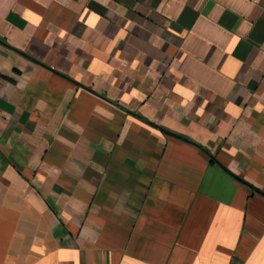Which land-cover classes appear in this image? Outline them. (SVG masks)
<instances>
[{"label":"crops","instance_id":"1","mask_svg":"<svg viewBox=\"0 0 264 264\" xmlns=\"http://www.w3.org/2000/svg\"><path fill=\"white\" fill-rule=\"evenodd\" d=\"M254 189L264 0H0V264H264Z\"/></svg>","mask_w":264,"mask_h":264},{"label":"water","instance_id":"2","mask_svg":"<svg viewBox=\"0 0 264 264\" xmlns=\"http://www.w3.org/2000/svg\"><path fill=\"white\" fill-rule=\"evenodd\" d=\"M88 90H89V89H88ZM89 91H91V90H89ZM91 92H92V91H91ZM93 93H94V92H93ZM147 123H148L149 125H151L152 127H154V128H156V129L160 130L161 132L165 133L166 135H169V136H171V137L177 138V139L182 140V141L187 142V143H191V144H193V145H195V146L201 148V149H202V150H203V151H204V152H205V153L211 158V160L217 162L216 159H215L213 156H211L207 150H205L202 146L198 145L197 143L191 141L190 139H188V138H186V137H183V136H180V135H178V134H175V133H173V132H170V131L166 130L165 128L160 127V126H157V125H155V124H153V123H151V122H148V121H147ZM217 163H218V162H217ZM222 168H223L225 171L229 172V171H228L226 168H224L223 166H222ZM229 173H230V172H229ZM234 177H235L236 179H238L239 181H242L240 178H238V177H236V176H234ZM254 190L257 191L259 194H261V195L264 196V194H263L261 191L256 190V189H254Z\"/></svg>","mask_w":264,"mask_h":264}]
</instances>
